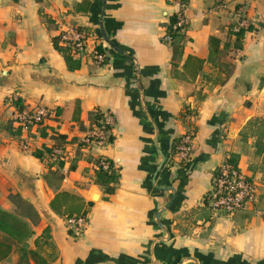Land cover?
Returning a JSON list of instances; mask_svg holds the SVG:
<instances>
[{"label":"crops","instance_id":"0c3cea01","mask_svg":"<svg viewBox=\"0 0 264 264\" xmlns=\"http://www.w3.org/2000/svg\"><path fill=\"white\" fill-rule=\"evenodd\" d=\"M81 1L0 0V208L10 210L8 196L18 193L37 217H23L32 232L0 264H264V121L250 124L264 118V0H185L187 27L173 40L174 0H89L76 11ZM218 1L245 8L251 29L240 49L231 48L227 14L206 12ZM40 10L91 30L106 62L72 55L79 66L69 69ZM211 35L219 39L212 55ZM189 55L200 68L184 67ZM17 99L68 106L67 117L53 112L22 150ZM96 111L113 117L112 138L86 147L80 139ZM189 130L192 148L180 161L173 142ZM55 146L64 151L57 162L45 151ZM231 153L256 194L227 213L212 209L207 194ZM99 157L118 173L110 194L95 183ZM59 192L82 199L88 225L78 236L50 206Z\"/></svg>","mask_w":264,"mask_h":264},{"label":"built area","instance_id":"2783aa9c","mask_svg":"<svg viewBox=\"0 0 264 264\" xmlns=\"http://www.w3.org/2000/svg\"><path fill=\"white\" fill-rule=\"evenodd\" d=\"M177 10L173 13L175 22L172 30L183 34L187 27V17L185 10L187 2L185 0H174ZM215 14L224 12L229 17L227 29L233 32L241 28H247L250 24L246 16L245 8L242 5H235L229 9L222 1L214 3L206 11ZM57 34L61 40L71 49V53L77 58H88L96 64H104L106 62V54L102 48L101 42L97 41L92 35L91 30L77 24L58 21ZM233 36V35H232ZM168 39H171L167 35ZM53 109L42 105L34 107H22L17 109L14 114V121L19 126L24 136L20 137V146L22 150H27L32 140L30 135L34 127L40 126L45 119L53 115ZM113 125V117L110 113L102 112L96 123L88 128L81 137L80 143L83 146H105L111 140V127ZM195 136L194 130H189L183 134L175 143V154L180 161L188 159L192 140ZM48 157L51 161L57 162L62 160L64 151L61 147L55 146L50 148ZM229 155L215 169L212 178L211 190L207 194L208 205L212 209L223 210L227 213H233L242 209L247 203L255 199L256 189L251 179L246 177L238 167L233 168L228 163ZM97 168L108 169L113 167L112 163L105 157H99L96 162ZM65 224L75 236L80 235L87 227L86 215H73L65 217Z\"/></svg>","mask_w":264,"mask_h":264},{"label":"trees","instance_id":"16d2710c","mask_svg":"<svg viewBox=\"0 0 264 264\" xmlns=\"http://www.w3.org/2000/svg\"><path fill=\"white\" fill-rule=\"evenodd\" d=\"M90 6L89 0H82L81 2H77L74 5L76 11H87ZM40 17L42 21L47 25L50 29L57 30V23L49 17L43 11H39ZM175 22V16L172 14L169 17V21L167 23V35L170 36L171 40L174 38L182 39L184 37L183 34L178 33L177 31L172 30V25ZM251 29V25L247 28H241L236 32L228 30V32L234 36V40L232 43L231 48L234 50L240 49L242 47V40L246 31ZM52 45L53 47L63 56L67 67L69 69H75L79 66V61L73 59L71 49L68 47L62 40L59 34L52 37ZM208 46H209V53L212 55L214 53H218V46H219V39L215 36H209L208 38ZM225 47H229V45H225ZM176 49V47H175ZM202 60L189 55L187 56L184 67H188L190 65L195 66V69L200 68L202 65ZM14 104L18 107L17 109H21L22 105L20 101L17 99L14 101ZM71 109L73 116H68L72 119L78 118L79 112V105L78 101L75 100L71 103ZM68 109V106L65 107H57L54 109L55 116H59L60 118H66L65 111ZM102 112H94L92 114V124L96 123L99 117L101 116ZM264 121V118L255 117L251 120L250 124L257 123V122ZM112 138V137H111ZM178 141V139L174 140L173 144ZM51 149L46 148L45 151L49 152ZM173 151L175 148L173 147ZM257 152L261 153L262 149H259L257 145ZM33 154L35 156L41 157L40 151H34ZM228 163L232 165L233 168L238 167V156L236 154H229L227 159ZM216 171V170H215ZM215 174V172H214ZM213 174V175H214ZM118 180V173L117 171L110 166L107 170L102 169L101 167L97 168L95 174V183L104 188L106 194H110L114 191L115 186L114 184ZM9 199L12 202L10 210H4L0 208V232L3 235L0 237V261L6 258L12 251L13 244L17 242H21L26 239L31 234V229L29 224L23 217L28 218L31 222H35L36 212L34 208L26 201L23 200L18 193H10ZM51 208L61 215L66 216H77V215H84L85 211H82V199L76 195L69 194L67 192H59L57 193L54 198L50 202ZM63 209L61 210V207ZM47 229H45V232ZM47 236V234H46Z\"/></svg>","mask_w":264,"mask_h":264},{"label":"rangeland","instance_id":"374dc122","mask_svg":"<svg viewBox=\"0 0 264 264\" xmlns=\"http://www.w3.org/2000/svg\"><path fill=\"white\" fill-rule=\"evenodd\" d=\"M257 132L259 133H264V123L263 124H257Z\"/></svg>","mask_w":264,"mask_h":264},{"label":"bare ground","instance_id":"6f19581e","mask_svg":"<svg viewBox=\"0 0 264 264\" xmlns=\"http://www.w3.org/2000/svg\"><path fill=\"white\" fill-rule=\"evenodd\" d=\"M96 198V197H95Z\"/></svg>","mask_w":264,"mask_h":264}]
</instances>
